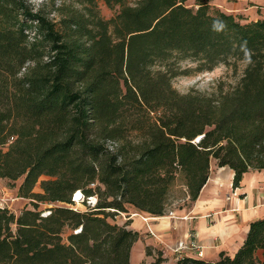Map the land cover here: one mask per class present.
Instances as JSON below:
<instances>
[{"label":"trees","instance_id":"1","mask_svg":"<svg viewBox=\"0 0 264 264\" xmlns=\"http://www.w3.org/2000/svg\"><path fill=\"white\" fill-rule=\"evenodd\" d=\"M71 1L55 21L29 0H0V178L22 179L33 205L0 206V264H131L140 234L118 214L162 217L181 174L196 200L213 160L235 171V189L264 171V20L209 0H103L120 8L107 20L98 0ZM186 59L245 69L229 90L181 94ZM248 232L235 255L175 264H260L264 218ZM157 255L148 264L167 261Z\"/></svg>","mask_w":264,"mask_h":264},{"label":"crops","instance_id":"2","mask_svg":"<svg viewBox=\"0 0 264 264\" xmlns=\"http://www.w3.org/2000/svg\"><path fill=\"white\" fill-rule=\"evenodd\" d=\"M210 171L208 182L196 200H190L188 188L183 185V196L169 203L167 211H173L174 218L168 217L167 212L154 217L132 208L124 213L130 217L128 220L123 215L128 229L140 234L132 247L131 264L135 259L142 264L151 263L159 253L167 264H175L181 257L175 251L177 244L192 234L203 251L201 258L207 262L219 260L223 253L235 255L240 250L250 225L264 218V171L246 173L236 189L232 186L234 170L228 166L220 168L213 160ZM18 190L19 186L16 197L26 201L19 197ZM13 211L18 215L21 209ZM185 252L187 257L198 258L196 250ZM257 258L264 264L262 250L257 252Z\"/></svg>","mask_w":264,"mask_h":264},{"label":"rangeland","instance_id":"3","mask_svg":"<svg viewBox=\"0 0 264 264\" xmlns=\"http://www.w3.org/2000/svg\"><path fill=\"white\" fill-rule=\"evenodd\" d=\"M209 1L212 10H221L227 14L236 16L244 23L256 20H264V0ZM186 2L188 6L197 8L195 0H187ZM29 4L34 9V11L42 10L48 16V18L55 21H58L61 18V8L65 10L64 8L68 7H79L71 0H29ZM98 4L100 6L102 17L107 20H110L111 17H113L120 10L119 7L110 9L103 0H98ZM178 64L184 74L174 78L173 86L181 94L189 93L190 90H196L202 93H215L221 88L224 90H229L239 83L245 69V64L240 63L236 67L221 64L219 67L213 70H203L200 68V63L191 59L182 60ZM42 179L47 178L43 177ZM22 181V179L15 182L9 181L7 179H0V205H7L11 210H22V207H26L24 205L27 202V206L29 208H33L31 201H27L28 199H26V201L20 200L15 195V192ZM183 185H185V179L181 174L177 177L176 182L171 188L168 203L177 201L178 198L183 196L185 193V187ZM35 192H41L39 185L35 188ZM50 206L51 205L45 203L40 205L38 204V208L42 211H48ZM77 206L81 210L85 208L81 203H78L76 207ZM124 215L126 216L125 218H130L127 214ZM123 218L124 217L122 214H118L114 220L120 225H123L121 224L122 221L124 223L127 221V219L125 221ZM69 231V228L65 229V233H69ZM154 257L155 258L152 262L158 258L156 254ZM134 264L142 263L137 262V259H135ZM164 264H167V261Z\"/></svg>","mask_w":264,"mask_h":264},{"label":"built area","instance_id":"4","mask_svg":"<svg viewBox=\"0 0 264 264\" xmlns=\"http://www.w3.org/2000/svg\"><path fill=\"white\" fill-rule=\"evenodd\" d=\"M73 200L76 202V205L78 203H81L83 205L85 198L81 193V197L79 199L76 198V194H75ZM96 202H97L96 197H88L87 198V203L92 205V206H95ZM76 205L74 206V208L77 210L79 208H78V206L76 207ZM0 206L1 207H8L7 205H0ZM49 213H50V211H43L42 215L47 216ZM122 215H124V214H122ZM167 216L170 218H174L175 215H174L173 211H169V213L167 211ZM145 220L147 221L148 219H145ZM77 231H80V229ZM175 249H176L175 251L177 253H180V255H181V257H179V258L187 257V255H186L187 252H185V251H189V250L190 251L196 250L198 258H201L203 256V251H202V249H200L199 244L195 240V235H193V234L190 235L187 238V240L179 241V243L177 244V247Z\"/></svg>","mask_w":264,"mask_h":264},{"label":"bare ground","instance_id":"5","mask_svg":"<svg viewBox=\"0 0 264 264\" xmlns=\"http://www.w3.org/2000/svg\"><path fill=\"white\" fill-rule=\"evenodd\" d=\"M80 197H81V193H80V191H78V192L76 193V198L79 199Z\"/></svg>","mask_w":264,"mask_h":264},{"label":"water","instance_id":"6","mask_svg":"<svg viewBox=\"0 0 264 264\" xmlns=\"http://www.w3.org/2000/svg\"><path fill=\"white\" fill-rule=\"evenodd\" d=\"M200 139H201V137H199V138H197L196 140H197V142H199L200 141ZM81 193V192H80Z\"/></svg>","mask_w":264,"mask_h":264}]
</instances>
